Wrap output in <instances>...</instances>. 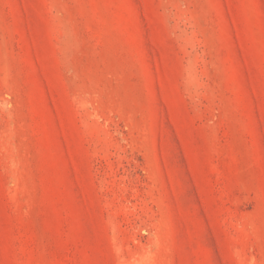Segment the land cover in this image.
Segmentation results:
<instances>
[{"label": "rangeland", "instance_id": "obj_1", "mask_svg": "<svg viewBox=\"0 0 264 264\" xmlns=\"http://www.w3.org/2000/svg\"><path fill=\"white\" fill-rule=\"evenodd\" d=\"M0 264H264V0H0Z\"/></svg>", "mask_w": 264, "mask_h": 264}]
</instances>
